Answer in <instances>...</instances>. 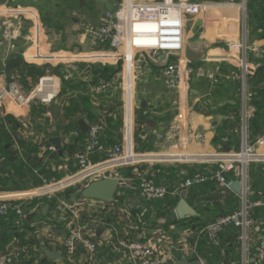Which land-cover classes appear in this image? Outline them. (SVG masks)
Instances as JSON below:
<instances>
[{"label": "trees", "instance_id": "trees-1", "mask_svg": "<svg viewBox=\"0 0 264 264\" xmlns=\"http://www.w3.org/2000/svg\"><path fill=\"white\" fill-rule=\"evenodd\" d=\"M64 1H69L70 3L67 8L71 12L67 16H65L66 11L59 9L60 7L57 3L54 4L56 8L52 7L50 9L51 11L40 10L41 22L47 34L55 33L59 36L57 40L59 49L65 48L62 42L67 36L64 32L65 23L62 22L61 18L65 19L69 15H72L69 18V22H71V19L74 18L72 11L79 7L78 0ZM85 5L91 14H94V16L97 15L98 11L94 7L100 5L94 0L84 1ZM55 9L58 11L57 13H54ZM95 45V48H101L103 50L112 49L108 40L95 41ZM73 64L63 62L36 64L34 62H26L20 56H13L3 63L0 61V75L4 76L5 81L8 83L17 81L24 89L35 85L38 78L46 72L55 75L59 79L60 90L56 100H59V103L63 104L64 111L61 119L57 121L58 130L55 133L57 134L61 131L63 140L66 138L61 145L62 156L59 157L56 151L44 148L46 138L37 139L33 136L27 139L24 137L18 129L16 130L19 121L10 114H4L0 109V170L4 167L2 164L7 160L14 165L16 172V174L12 175L14 178H8L9 176H7V180L11 181L13 187L8 189V187L1 185L0 180V190H27L42 184L44 179H61L77 170L78 165L74 154L85 149L86 136L81 131H77L76 134L69 133L76 125L74 111L88 96L85 92L90 86L107 85V88H115V80L121 75L122 65L121 61L115 64H102L100 62H78ZM145 64L147 67L152 68L146 61ZM154 69L155 73L158 72L156 75L160 76L161 72L159 67ZM249 85V102L254 108V111L246 119L245 125L247 142L252 144L264 132V59L262 61V67L252 77ZM75 91L81 93H78L76 97L74 95ZM235 93L231 98H228L230 101L225 106L227 108L225 111L226 118L217 127V134H215L213 139L214 145L222 151L224 149L238 151L241 146L239 127L241 120L240 103L237 97L238 92L236 91ZM63 100L67 102V106L64 105L66 103L62 102ZM34 103L36 110H33L36 112L43 111L41 105L38 106L36 102ZM147 110L141 105L134 108L133 148L136 152L157 150V147L154 145L155 136L147 134L143 129ZM167 117L163 116L162 119H166ZM6 122L9 123L8 126ZM119 126L120 122L118 120H109L105 131V138L101 141L103 145L112 146L121 142L122 135L119 133ZM41 149L43 150L42 155L39 154ZM105 157L106 154L104 152H97L91 156V159L93 161H99ZM49 159H55L56 165L59 163L66 164V168L59 169L56 172L51 171L47 162ZM220 170V164L215 162L186 164L152 163L128 165L119 168L117 175L120 179L112 199L108 202V204L113 205V208L109 212H102L95 217L91 215L90 217L92 219L87 221L97 219L98 222L103 221V223H99L100 226L111 229L114 226L115 228L127 226V234L123 235V237L129 240L135 239L134 236L136 234H140L146 230L156 228L168 230L170 225H176L179 231H185L183 236L188 242L194 244V254L202 259L205 264H221V261L229 263V260H233L235 264H239L241 262L242 252L239 238L240 230L237 227H224L218 235L216 245L210 244L204 234L196 238V234L205 224L213 221L220 215L232 213L240 208L241 202L235 192L231 190L222 191L216 185L214 176ZM196 174L200 175L202 180L198 182L193 181L189 185H185V181L193 179ZM224 175L226 178L236 177L235 171L224 173ZM247 175L248 191L246 199L247 203H250V207L248 208V217L252 222L250 226L252 228L258 226L259 229H263L264 161L249 163ZM140 176L151 178L157 185H165L168 193L162 199L147 200L141 197L138 186ZM41 177H44V179L42 180ZM34 183L37 184L34 185ZM86 185L77 184L70 189L56 193L50 197L41 196L31 199L25 205V211H29L32 208L34 210L27 214L26 219L22 221H17L13 211L7 215L0 216V250L13 249L16 251L17 257L14 259V264L34 263L33 260L37 258L38 254L36 250L46 245L47 241L40 235L38 227L41 223L45 222L51 225L53 224L52 221L55 219L58 220V217H52V214L55 209H59V201L65 199L66 202H73L71 201L72 194L74 199L83 198L80 192ZM137 196L140 197L137 206H130L128 204L129 199ZM181 197L185 198L193 206L198 215L167 221L165 219L166 215L173 211ZM255 201H259L260 203L253 205ZM44 205H47V212L45 214L41 210V207ZM119 208L122 211L120 214L117 213ZM82 215L84 216V214ZM85 222L83 221V223ZM61 223H55V226L60 229ZM110 223L115 225L113 226ZM129 223H131L130 227L128 226ZM186 231H189L192 236H187ZM172 235L174 240L178 238L175 232ZM224 239L229 240L230 243L226 245ZM11 245L14 246L11 247ZM109 247L113 246L109 245ZM247 247L246 258L252 252L251 246L247 244ZM174 254L179 256L181 253L175 251ZM37 260V264H53L55 262L50 260L45 254ZM63 264L73 263L67 260L64 255Z\"/></svg>", "mask_w": 264, "mask_h": 264}, {"label": "crops", "instance_id": "crops-1", "mask_svg": "<svg viewBox=\"0 0 264 264\" xmlns=\"http://www.w3.org/2000/svg\"><path fill=\"white\" fill-rule=\"evenodd\" d=\"M2 1L3 0H0L1 10L3 9L1 7ZM109 1L116 3L120 2L121 0ZM138 1L153 2L160 0ZM188 1L209 3L210 7L205 14H199L196 16L191 15L186 17L184 48L180 53V58L186 66H191L195 70H202L206 74L201 76L198 75L196 71H192L188 73L186 78V86L182 87V89L177 90L174 88H167L163 82L161 75L157 76L156 74L158 72H154V68L156 67H159L161 72V67L156 65L154 62H147L149 65H151L152 68H149L147 67V65H145L147 67V70L145 71V84L142 83L141 86H139L140 84H137L136 91H133V88L131 87V114L133 126L134 108L141 105L148 109L143 129L147 134L155 136L154 145L156 147H161L162 149H165L167 151V153L161 154V157L163 158H169L170 156H174L177 158H189L190 156H188V154H211L219 150L217 149L219 147L214 145L213 139L215 134H217V127L220 125L221 121L226 118L225 111L227 108H225V106L228 101H230L228 98H231L233 90L235 92L237 91L238 84H241V90L243 94L245 91L243 84L245 88L250 89L249 82L254 76L252 72L246 73L245 81L241 83L236 79V76L241 72L239 71V73H236L239 64L231 59L228 60L212 58L211 56L225 55L224 53H227L226 49L231 42L244 40L246 44L251 47V49H249L248 53L246 54V61L249 67L253 68L254 70L258 67H261L262 61L264 59V53L256 56L252 51V48H257L258 50L264 49V35L259 33L261 29L259 26L256 30L254 29L256 27H252L253 25L251 22V18H249L250 15L253 14L254 9H256L257 12H264V0H247L245 11H243V9H241L239 6L241 0ZM28 3L29 0H12V2L10 3V6L12 7L18 6L21 8L30 9L31 11H33L32 14H35L36 19L30 14H27V17H8V20L11 22V24L18 27L22 34V36L13 39L10 43L2 38L0 27V54L2 53V56H0V61L2 63L5 62L6 59H10L12 56H22V58L26 62L43 64L45 62L55 60V57L60 56L113 55L111 52L112 49L103 50L101 48H95L96 45L92 43L93 41H91L86 35H78V32L75 31L74 28H71L69 32H66L64 30L67 36L62 42V45H64L65 48L59 49L57 41L55 42V47L51 46V41L48 37L49 34H47L45 29L43 28L40 15L37 13V11L34 10V8L31 7L30 4L28 5ZM94 8L98 12L97 15L93 17V21L94 24H99L100 18L102 17L105 9L101 5ZM17 18L22 19L25 25H19L16 21ZM213 20L215 22H213ZM82 38L85 39L86 45L80 43ZM69 39H74L75 41L70 44L68 41ZM101 51H107L108 53ZM58 52H64L68 54H51ZM37 53L40 56H53L54 59L47 61L46 59L37 57ZM234 54L237 56H241L239 51H234ZM137 56L138 55L134 57L133 61L137 59ZM60 59L56 60L59 62ZM44 60L46 61L44 62ZM107 60H114L115 63L121 61L111 57H105L90 60L64 58L61 59V62L70 64L78 62H100L102 64H106ZM7 83L8 82L5 81L4 76L0 75V84ZM103 86L105 87L103 88ZM154 86L158 87L155 88ZM147 87L150 89L148 90V92H146L145 90ZM88 90H86L85 92L88 96L85 98L83 103H80L76 107L74 111L76 125L71 129L69 133L76 134L77 131H80L78 121L81 119H87L88 126L94 123H98L102 126L100 138L101 141H103L105 138V131L107 129L109 120H118L120 122L118 130L122 135V142L126 133V85L124 88L123 97H120L119 91L114 96L115 88H107V85L95 87L90 86ZM78 93L81 92L75 91L74 95L77 97ZM137 99L139 100V103L136 101ZM62 102H65L66 104L64 105L67 106V102L65 100H63ZM54 103L61 105V112L57 117L58 121L63 115L64 108L63 104L59 103V100H56ZM34 104L32 103L30 107L26 108L18 107L9 103L5 105L2 111L4 114L12 115L17 121H19L16 130L18 129V131H20V133H22L24 137H26L27 139L33 136L37 139L46 138L44 148L56 151L52 146H46L49 138L54 136L60 137L61 145L66 138H64L63 140L61 131L57 134L53 132L51 126V116L47 110L49 104L36 102L38 106L41 105V107L43 108V111L40 112L35 111L36 107ZM244 108L245 107L241 108V110H243ZM34 111L35 113L33 114ZM163 116L168 117L166 119H162ZM243 120L244 119L241 118L239 123L241 141ZM6 124L8 126L9 123L6 122ZM36 125L38 126V128H36ZM177 125H179V129L175 128ZM57 130L58 128H56V132ZM83 133H85V136L87 138V131ZM196 133H199L201 135L200 139L195 138L194 134ZM107 147L110 146L107 145ZM259 149L260 151L264 152V147H260ZM39 154H43L42 149ZM93 154L90 155V158L91 156H93ZM58 156L61 157L62 155L58 154ZM47 162L49 169L54 172L59 169L66 168V164L59 163L56 165L55 159H49L47 160ZM184 164H186V162ZM2 165L4 167L0 170V180L2 183L1 185L8 187V189L12 188L13 184L11 183V181L7 180V176H9L8 178H14V176L12 175L16 174L15 167L7 160ZM41 179L43 180L44 177H41ZM36 184L37 183H34V185ZM139 199V196L133 199H129L128 204L130 206H137ZM61 200H64L63 202L66 201L65 199ZM74 200L75 199L71 195V201ZM59 202V209H55L52 214V217H58V220L53 219L54 221H52L53 224L50 223L51 225L45 222L41 223V225L38 227L40 235L47 241L46 245H43L41 246V249L39 248L36 250L38 253L37 258L33 260L34 263L32 264H37V259H40L42 255L45 254V249H49L60 254V257L56 259L53 264H63V248L58 243L51 240V238L54 236L61 237L62 235L67 233V221L70 219V215H68L66 211H64L61 201ZM101 202L102 201H98L95 199L86 200L84 203V209L80 216V222H88L87 220L92 219L90 217L91 215L95 217L102 212H109L113 208V205L108 204V202ZM96 208L97 210H92ZM121 212L122 211L119 208L117 210V213L120 214ZM82 214H84V216ZM95 220L97 221V231L93 236V240L96 243L94 260H97L99 258L101 259V261L107 260L111 264H130L125 253L118 250L116 246L111 242H107L106 232L108 231V228H104L99 225V223H103L101 218L100 220L102 222H98L97 219ZM55 223H61V228L58 229L55 226ZM110 224H112L113 226L115 225L113 223ZM128 226L130 227L131 223H129ZM126 227L127 226L115 228L114 226L115 235L112 236L111 240L115 241L116 236L127 239L126 237H123V235L127 234ZM161 229L156 228L153 230L143 231L140 234H136L134 236L135 239L133 240L152 241L158 245H160L159 242L160 240H162V243L164 244L176 245L179 244V242H181L182 238L184 237L183 235L185 231H179L176 228V225H170L168 230L163 228ZM173 232L178 235V238L176 240H174L173 238ZM247 235L248 245L251 246L252 252L248 255L247 258H245V261L243 255L241 254V262L239 264H264V228L259 229L258 226L254 228L250 226L248 228ZM224 242L226 245L230 243L229 240L227 241L225 239ZM109 245H112L113 247H109ZM12 246L14 245H11V247ZM100 247H104L107 251L104 256L99 251ZM180 253L183 254L182 252ZM86 255L87 253L84 250L80 249L78 252V259L73 262V264H92L90 263L92 262V260L89 261ZM185 255L188 256V254ZM229 261V263H225L223 261H221L220 263L235 264L233 260Z\"/></svg>", "mask_w": 264, "mask_h": 264}, {"label": "built area", "instance_id": "built-area-1", "mask_svg": "<svg viewBox=\"0 0 264 264\" xmlns=\"http://www.w3.org/2000/svg\"><path fill=\"white\" fill-rule=\"evenodd\" d=\"M11 2L12 0H3L1 3L3 9H0V16L2 17L1 35L9 43L13 39L22 36V34L18 27L11 24L8 17H27L26 15L30 14L35 18V14H32L33 11L18 6L12 7L10 6ZM118 3L119 8L115 13L104 10L100 23L98 25L86 24L84 32L91 41H109L112 47V54L121 57L118 60H121L125 76L127 75V70L132 67L134 57L138 54L149 55L154 59L153 62L161 67V77L167 88L182 89V87L186 86L188 73L192 71H196L201 76L206 74L202 70H195L191 66H186L180 58V53L184 48L186 17L205 14L210 7L209 3L188 0H160L153 2L121 0ZM245 5L246 0H241L239 6L243 11H245ZM213 22L215 21L213 20ZM246 49L247 44L244 40L233 41L227 47V53H224L239 59V65L243 70V82L245 81L246 73L250 72L247 70L249 65L246 61ZM234 51H239L241 56L235 55ZM252 51L256 56L264 53V49L253 48ZM59 62H61V59ZM126 83L127 76L125 85ZM243 87L245 89L244 84ZM59 90V79L48 72L40 76L37 83L28 89H24L17 81L0 84V109L2 110L9 103L26 108L30 107L34 102L51 104L58 98ZM175 128L179 129V125ZM101 129L102 126L98 123L88 126L85 149L74 154L78 165L76 171L61 179H44L42 184L27 190L0 191V216L7 215L13 211L17 221H22L26 219L27 214L34 210L32 208L29 211H25V205L31 199L41 196L50 197L77 184H88L93 180L104 177H116L119 182L120 177L117 175V170L128 165L152 164L162 161H170L169 163L184 161L189 163V160L193 161L191 163L198 161L215 162L221 166V170L215 174L214 178L216 185L222 191L231 190L233 181L235 179L240 180L241 193L237 195L241 205L238 210L220 215L205 224L196 234V238L204 234L210 244L216 245L218 235L224 227H237L240 230L241 252L245 261L248 251L247 232L252 223L248 217L250 203H247L246 199L248 191L247 167L251 162L264 161V152L257 150L260 147H264V132L254 143L249 144L247 142L245 120H243L242 141L238 151L223 150L211 154H188L189 158H177L174 156L163 158L161 154L164 153L134 151L131 105L127 107L126 133L121 143L110 147L103 145L100 138ZM194 136L197 139L201 138L199 133L194 134ZM97 152H104L106 157L99 161H92L90 155ZM230 171H235V178L225 177L224 173ZM201 180L202 177L196 174L193 179L186 180L185 185ZM138 186L141 197L147 200L162 199L168 193L165 185H157L151 178L146 176H140ZM86 200L90 199L79 198L71 203L63 202L64 200L61 201L64 211L70 215V219L67 221V233L61 237L54 236L51 238L52 241L63 248L66 259L72 263L78 259L80 249L87 253L86 257L89 261L94 260L96 243L93 240V236L97 231V221L93 219L90 222H80V216ZM259 203V201H255L253 205H258ZM92 210L95 211L97 208ZM114 232V228H108L106 232L107 242H111L118 250L125 253L130 264H169L174 259L175 251L188 254V256L195 255L194 244L188 242L185 237L182 238L179 244H171L168 248H163L152 241H132L118 236H116L115 241H112V236L115 235ZM186 235L192 236L189 231H186ZM16 257V251L13 249L0 250V264H14Z\"/></svg>", "mask_w": 264, "mask_h": 264}, {"label": "rangeland", "instance_id": "rangeland-1", "mask_svg": "<svg viewBox=\"0 0 264 264\" xmlns=\"http://www.w3.org/2000/svg\"><path fill=\"white\" fill-rule=\"evenodd\" d=\"M84 1L86 2V0H78L77 3H78L79 7H78V9L76 8L74 11H72L73 12L72 14L74 15V18L71 19L72 20L71 22H69V20H70L69 18L72 15H69V17L65 18V19L61 18L62 22L65 23V29L64 30L66 32H69L71 28H74L75 31L78 32L77 33L78 35H84L85 36L86 34L84 32V26L86 24H93L94 25V21H93L94 14H91L87 10L86 5L84 6ZM246 2H247V0H246ZM55 3H57V5H59V7H60L59 9H61V10L63 9L64 11H66L65 16H67L68 13L71 12L67 8V6L70 5L69 1H64V0H61V1L58 0L57 2H56V0H29L28 5L30 4L31 7L34 8V10L37 11V13L40 15V13H41L40 10L51 11L50 9H52V7H55L54 6ZM21 5H22V3H21ZM57 12L58 11H56V9H55L54 13H57ZM52 15H54V14H52ZM249 18H251V22H252V25H253L252 27L253 28L256 27V28H254L256 30L257 27L259 26L261 28L259 33L264 35V12H257L256 9H254L253 14L250 15ZM1 21H2V18L0 16V26H1ZM16 21H17V23L19 25H25V23L23 22L22 19L17 18ZM48 37H49V39L51 41V46L55 47V45H56L55 42L58 40V37H59L58 34L51 33L50 35H48ZM68 41L71 44L75 40L74 39H69ZM93 42H94L93 44H95V41H93ZM80 43L86 45L85 39L82 38ZM73 44H76V43H73ZM84 48H86V47H84ZM249 49H251V47H249L247 45L246 54L248 53ZM101 52H107V51H101ZM51 54L59 55V54H68V53L58 52V53H51ZM0 56H2V53L0 54ZM153 60L154 59L152 57H150L149 55L147 56L146 54H138L137 59L132 62V67H131V87L133 88L132 89L133 91L134 90L136 91V85L137 84L138 85L140 84L139 86H141L142 83L145 84V82H146L145 81V71L147 70V67L145 66L146 65L145 61L146 62H153ZM31 61H33V60H31ZM45 61L46 60H44V62ZM48 62L57 63L58 61L55 59V60H51V61H48ZM37 63H43V62H37ZM106 64H115V62H114V60H107ZM239 71H241V72L239 73ZM236 73H239L236 76V79L242 83L243 82V78H242L243 70H242V67L240 65L237 67ZM125 78H126L125 77V71L123 70V67H122L121 75L119 76V78H117L118 81L115 80L116 81V85H115L114 96L119 91L120 92V97H123V95H124L123 92H124V88H125ZM154 87H152V88H154ZM157 87L158 86H156L155 88H157ZM145 90H146V92H148V90H150V89L147 87ZM244 90L245 91H244V94H243V92L241 90V84H238V86H237V92H238L237 97H238V100H239L241 108L245 107L243 109L244 111L241 110V108H240L241 118L246 121V119L249 116L252 115V113L254 111V108H252V106L250 105V102H249L250 101L249 100V98H250V89L249 88H245ZM234 94H235V91L233 90L231 95L233 96ZM36 128H38V126ZM257 150L260 151V149H257ZM220 151L221 150H217V151H215L213 153L220 152ZM152 152H154V153H167V151L165 149H162L161 147H157V150L152 151ZM169 162L162 161V162H158V163H169ZM191 162H193V161L189 160V163H191ZM198 162H200V161H198ZM175 163H178V162H175ZM179 163H185V162L181 161ZM72 197H73V194H72ZM160 242H159V244L161 246H163V248H168L170 246V244L162 243V240H160ZM99 251L102 253L103 256L107 253V251H106V249L104 247H100ZM90 263H92V264H111L107 260H105V261L102 260L101 261V259H99V258L97 260H93Z\"/></svg>", "mask_w": 264, "mask_h": 264}, {"label": "water", "instance_id": "water-1", "mask_svg": "<svg viewBox=\"0 0 264 264\" xmlns=\"http://www.w3.org/2000/svg\"><path fill=\"white\" fill-rule=\"evenodd\" d=\"M96 3L101 5L105 10L109 11L110 13H115L119 8V3L112 2L109 0H95ZM22 58V56H20ZM37 57L51 60L54 59L53 56H40L37 53ZM105 57H111L114 59L121 58L118 55H83V56H60L55 57V59H64V58H73V59H81V60H90V59H97V58H105ZM212 58H220V59H231L235 61L237 64H239V59L236 57L228 56V55H219V56H211ZM262 67V66H261ZM261 67H258L257 69H253L251 67H247V70L252 72L254 75L259 71ZM127 83H126V103L127 107H130L131 105V69L127 70ZM139 103V100H136ZM48 112L51 116V126L53 129V132H56L57 128V117L59 113L61 112V105L57 103H51L47 107ZM79 124V130L81 132H86L88 129V120L87 119H81L78 121ZM47 147H53L59 155H62V149L60 144V137L54 136L49 138L48 142L46 143ZM118 184V179L116 177H104L101 179L93 180L89 182L86 186H84L81 189V196L83 198L87 199H95L102 202H109L113 194L116 190ZM231 190L235 192L236 194L241 193V183L239 179H235L231 185ZM47 210V205H44L42 207V212L45 213ZM198 215L197 211L191 206L185 198H180L175 205L173 211H171L169 214L166 215V220H174V219H183L187 216H196ZM45 255L51 259L56 260L60 257V254L45 249L44 250ZM169 264H205L201 259H199L198 256H186L185 254H181L179 256L174 255V259Z\"/></svg>", "mask_w": 264, "mask_h": 264}]
</instances>
